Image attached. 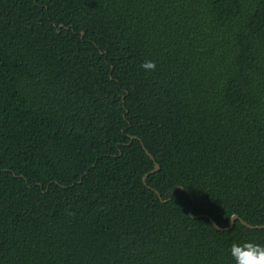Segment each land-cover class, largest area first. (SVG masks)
I'll list each match as a JSON object with an SVG mask.
<instances>
[{"label": "trees", "instance_id": "obj_1", "mask_svg": "<svg viewBox=\"0 0 264 264\" xmlns=\"http://www.w3.org/2000/svg\"><path fill=\"white\" fill-rule=\"evenodd\" d=\"M234 214L264 225V0H0V264H235Z\"/></svg>", "mask_w": 264, "mask_h": 264}, {"label": "clouds", "instance_id": "obj_2", "mask_svg": "<svg viewBox=\"0 0 264 264\" xmlns=\"http://www.w3.org/2000/svg\"><path fill=\"white\" fill-rule=\"evenodd\" d=\"M141 67L148 72L156 70V63L147 60ZM71 214V213H70ZM217 230H223L221 225H216ZM230 253L235 264H264V245L254 242H245L243 244L233 243Z\"/></svg>", "mask_w": 264, "mask_h": 264}, {"label": "water", "instance_id": "obj_3", "mask_svg": "<svg viewBox=\"0 0 264 264\" xmlns=\"http://www.w3.org/2000/svg\"><path fill=\"white\" fill-rule=\"evenodd\" d=\"M61 26H63V24H61ZM147 150V149H146ZM147 152L151 155V157L154 159V157H153V155L147 150ZM160 169V165L156 162V160H155V167H154V169L151 171V172H156L157 170H159ZM190 213H191V215L194 217L195 215H194V213H193V207L191 208V210H190ZM201 216H208L207 214H202ZM238 218H240L241 219V221L244 223V224H246V225H248L249 227H252V228H264V225H251V224H249V223H247L246 221H244L238 214H234L233 216H232V218H231V223H230V225L229 226H227V227H222L223 229H228V228H231V227H233L234 226V223H235V221H236V219H238ZM210 219H211V221L214 223V225L216 226L217 225V223L215 222V220L212 218V217H210Z\"/></svg>", "mask_w": 264, "mask_h": 264}]
</instances>
